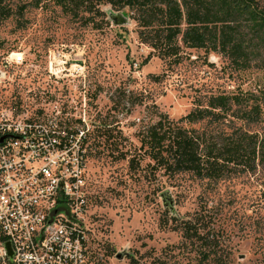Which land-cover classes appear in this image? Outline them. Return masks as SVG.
I'll return each mask as SVG.
<instances>
[{
    "label": "rangeland",
    "instance_id": "rangeland-1",
    "mask_svg": "<svg viewBox=\"0 0 264 264\" xmlns=\"http://www.w3.org/2000/svg\"><path fill=\"white\" fill-rule=\"evenodd\" d=\"M30 1L6 0L9 16L0 17V114L21 107L47 113L82 145L86 202L74 221L88 264L158 254L181 240L178 221L203 209L222 232L230 264H261L264 174L217 181L167 174L141 137L161 115L177 122L211 95L254 90L264 84V69L236 70L202 49H184L179 63L160 58L139 41L128 8L102 4L96 24H86L53 3L36 8ZM19 54L24 61L16 64ZM181 125L207 129L206 122Z\"/></svg>",
    "mask_w": 264,
    "mask_h": 264
},
{
    "label": "trees",
    "instance_id": "trees-1",
    "mask_svg": "<svg viewBox=\"0 0 264 264\" xmlns=\"http://www.w3.org/2000/svg\"><path fill=\"white\" fill-rule=\"evenodd\" d=\"M36 8L51 3L86 24H96L102 4L128 8L139 41L163 59L179 63L184 49L226 57L236 70L264 69V0H31ZM0 0V17H8ZM206 122L199 131L181 125ZM241 123V125H238ZM261 126L259 130L252 127ZM142 148L167 174L189 172L217 181L232 173L264 174V84L252 91L211 95L175 122L166 115L148 127ZM136 163L130 159V166ZM178 244L160 253L130 257L129 264H230V251L217 222L206 209L176 224ZM264 264V261L261 262Z\"/></svg>",
    "mask_w": 264,
    "mask_h": 264
},
{
    "label": "built area",
    "instance_id": "built-area-1",
    "mask_svg": "<svg viewBox=\"0 0 264 264\" xmlns=\"http://www.w3.org/2000/svg\"><path fill=\"white\" fill-rule=\"evenodd\" d=\"M21 108L0 114V264H88L82 145Z\"/></svg>",
    "mask_w": 264,
    "mask_h": 264
},
{
    "label": "bare ground",
    "instance_id": "bare-ground-1",
    "mask_svg": "<svg viewBox=\"0 0 264 264\" xmlns=\"http://www.w3.org/2000/svg\"><path fill=\"white\" fill-rule=\"evenodd\" d=\"M3 76V74L0 72V78Z\"/></svg>",
    "mask_w": 264,
    "mask_h": 264
},
{
    "label": "water",
    "instance_id": "water-1",
    "mask_svg": "<svg viewBox=\"0 0 264 264\" xmlns=\"http://www.w3.org/2000/svg\"><path fill=\"white\" fill-rule=\"evenodd\" d=\"M121 257V255H119V258Z\"/></svg>",
    "mask_w": 264,
    "mask_h": 264
}]
</instances>
